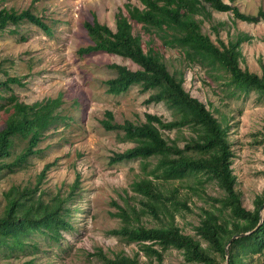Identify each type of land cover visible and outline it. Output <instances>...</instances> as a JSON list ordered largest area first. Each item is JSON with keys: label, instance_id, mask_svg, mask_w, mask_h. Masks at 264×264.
<instances>
[{"label": "rangeland", "instance_id": "1", "mask_svg": "<svg viewBox=\"0 0 264 264\" xmlns=\"http://www.w3.org/2000/svg\"><path fill=\"white\" fill-rule=\"evenodd\" d=\"M224 1L256 15V20L235 18L231 10L212 11L210 19L203 17L201 31L214 42L240 38L239 65L264 75V15L258 13L264 12V0ZM126 3L139 5L137 0H0V9L29 8L48 27L46 30L23 19L0 29V82L8 76L17 78V82L8 81L7 85L0 83V129L12 96L26 103L59 95L62 99L60 115L42 133L33 147L36 151L20 164L0 169V213L6 202L4 193L12 185L33 188L40 174L35 193L42 190L43 201L52 202L56 195L70 193L64 203L69 227H60L57 239L43 233L41 227L22 237L32 244L20 249L0 246V264H22L31 258L38 264H104L97 255L99 249L108 256L137 252L141 264H190L179 248H162L157 243L152 246L160 252V258L153 252L147 256L140 250V243L111 232L122 224L149 227L173 222L203 246L208 245L195 233L194 226L206 209L217 212L221 207L219 198L224 190L213 177L197 171L182 180L160 181L164 195L171 191L174 195L162 198L171 213L158 208L153 214L145 205L148 196L136 183L144 179L157 181L151 172L155 159L109 161L112 152L133 143L124 140L120 131L107 130L100 124L104 110H110L119 122L146 121L148 113L166 120L178 121L179 117L165 102L149 99L154 90L143 89L138 83L118 94L106 91L104 81L116 74L109 65L137 69L130 58L102 50L78 52L79 47L91 43L84 23L96 20L114 29L115 13L121 9L126 14ZM132 31L139 35L143 49L157 51L167 68L183 78L184 88L205 103L226 128L233 152L234 187L243 206L252 209L255 196L264 191V95L254 88L243 90L230 84L227 72L218 63L198 55L188 56L186 48L172 44L169 35L144 29L135 22ZM160 131L181 147L188 137L198 133L191 124L161 127ZM13 139L6 160L27 145V139L20 135ZM121 208L128 213L126 218L117 214ZM236 251L233 247L235 264H264V249L241 257Z\"/></svg>", "mask_w": 264, "mask_h": 264}, {"label": "trees", "instance_id": "2", "mask_svg": "<svg viewBox=\"0 0 264 264\" xmlns=\"http://www.w3.org/2000/svg\"><path fill=\"white\" fill-rule=\"evenodd\" d=\"M137 1L139 5L124 4L126 14L121 9L116 11L114 29L96 20L84 23L91 43L79 47L78 52L102 50L130 58L138 65L137 69L132 70L117 63L109 65L115 69L116 74L104 81L106 91L118 94L131 84L138 83L143 89L154 90L149 99L165 102L179 117L178 121L166 120L148 113L146 121L124 119L119 122L114 119L110 110H104L103 117L99 119L100 124L107 130L120 131L124 140L133 143L122 151L112 152L109 161L137 157L155 159L151 172L157 181L144 179L136 183L139 190L148 196L145 205L153 214H157L158 208L171 213L162 198L174 195L172 191L170 195H164L162 183L175 178L182 180L188 173L205 172L217 181L224 194L219 198L221 207L218 211L206 209L200 216L199 223L194 226L195 233L207 241L206 247L198 238L184 233L173 222L149 227L122 224L111 232L128 241L140 243L141 251L147 256L153 252L158 259L160 252L153 248L152 243L160 244L162 248H179L185 261L190 264H235L237 257L232 253L233 247L236 248L238 257L261 253L264 249V206L261 209L264 191L255 196L252 209L243 206L240 194L234 187L235 176L231 167L233 152L226 139V128L205 103L184 88L183 78L167 68L157 51L150 47L143 49L139 35L132 31V22H135L144 29H154L158 33L169 35L171 43L186 48L188 56L198 55L218 63L227 72L230 84L243 90L254 88L264 95V75L250 72L239 65L237 45L240 38L227 42L218 39V42H214L208 34L201 31L203 17L210 19L212 11L231 10L235 18L247 21L256 20V15L246 14L238 6L224 0ZM258 13L264 15L262 10ZM23 19L48 30L41 18L29 8L19 11L0 9V29L9 24H18ZM8 81L17 82V78L8 76L0 83L7 85ZM12 97L7 109L9 113L0 129V169L20 164L36 151L33 147L42 133L59 117L62 103L60 95L31 103ZM180 124H191L198 131L195 136L188 137L182 147L175 140L168 141L160 131L161 127L172 128ZM17 135L27 139V145L19 154L6 160L11 155L13 138ZM41 176L42 174L33 188L12 185L4 193L6 202L0 213V246L10 245L20 249L24 245L32 244L27 241L25 243L22 237L29 236L31 231L38 232L41 227L44 228L43 233H49L53 239H57L59 228L69 227V220L64 216V203L70 193L56 195L52 202L43 201L42 190L35 193ZM72 193L73 190L71 195ZM117 214L123 218L128 215L123 208ZM241 232L249 233L234 238L228 244L226 260L225 245L228 239ZM97 255L104 264H141L137 252L133 255L108 256L99 249ZM22 264L38 263L31 258Z\"/></svg>", "mask_w": 264, "mask_h": 264}, {"label": "water", "instance_id": "3", "mask_svg": "<svg viewBox=\"0 0 264 264\" xmlns=\"http://www.w3.org/2000/svg\"><path fill=\"white\" fill-rule=\"evenodd\" d=\"M263 206H264V203L262 204L261 209H262ZM260 221H262V218L260 219ZM249 232H250V231H249ZM249 232H241V233H238V234H234V235H232V236L228 239V241H227V243H226V245H225L226 260L228 259V254H227V252H228V244H229L234 238L239 237V236H242V235H245V234H247V233H249ZM226 264H228V263L226 262Z\"/></svg>", "mask_w": 264, "mask_h": 264}]
</instances>
